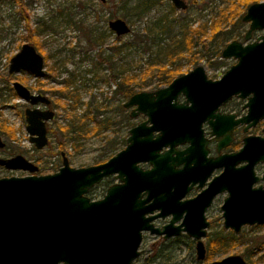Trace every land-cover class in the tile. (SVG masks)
I'll use <instances>...</instances> for the list:
<instances>
[{"label":"water","instance_id":"obj_1","mask_svg":"<svg viewBox=\"0 0 264 264\" xmlns=\"http://www.w3.org/2000/svg\"><path fill=\"white\" fill-rule=\"evenodd\" d=\"M172 3L177 10L186 9L180 0H172ZM242 21L249 24L244 41L250 39L253 31H264V2L250 5ZM109 28L116 36L130 32L127 23L121 19L110 22ZM260 39V43L245 46L233 41L223 49V59L234 58L238 62L219 81H207L204 69L199 66L175 78L164 89L131 96L124 108L136 106V111L148 119L131 129L126 148L103 164L73 168L64 157L57 172L38 176L34 174L38 168L22 156L0 158V167L30 174L0 179V264H133L140 256L144 232L164 239L185 232L198 241L196 260L201 262L205 259L201 239L206 237L209 226L204 213L212 199L224 191L228 193L221 207L224 229L237 234L244 226L264 224V190L260 187L252 189V183L256 182L254 179L241 184L225 180L222 175L209 182L196 199L180 201L189 190L188 174L192 168L188 155L196 151L194 141L201 138L202 121L193 122L183 115L167 111L168 107H173L170 103L179 92H183L189 101L200 103L204 100L211 103L227 95L217 103L218 106L242 91L236 88L238 77L248 74H253L258 88L263 87L264 90V36ZM21 71L34 78L44 76L43 58L30 44L22 45L10 59L8 73ZM13 89L18 98L33 107L24 112L26 132L29 141L40 150L47 145L45 122L52 119L53 113L36 106L48 105L49 102L41 95L31 94L18 82L13 83ZM248 107L256 121L264 118L261 102ZM176 108L178 111L185 109L183 106ZM134 112L132 118L137 114ZM147 123L151 126L146 127ZM238 123L230 122L227 131L216 123L210 127L212 134L224 135L227 144L232 127ZM157 131L161 137L153 139L152 133ZM256 141L246 140L239 153L225 159L231 164L248 162V170L251 171L254 164L264 163V140L262 145L259 139ZM186 142L191 144L186 151L178 153L174 150L175 146ZM163 146H170V150L160 154ZM3 147L0 139V148ZM198 147L203 149L204 144L200 142ZM173 154L176 157L173 158ZM203 154L205 156V150ZM222 159L208 161L210 168L204 182L214 168L223 165ZM139 162H148L152 168L142 171L137 166ZM182 163L183 169L174 170ZM111 175H116L120 184L109 187L101 199L90 200L89 190ZM144 194L146 197L142 199ZM154 212L158 213L154 215ZM169 215L172 218L161 229L151 224L153 220L165 219ZM181 219V224L174 226ZM203 264L248 263L240 255H231Z\"/></svg>","mask_w":264,"mask_h":264},{"label":"rangeland","instance_id":"obj_2","mask_svg":"<svg viewBox=\"0 0 264 264\" xmlns=\"http://www.w3.org/2000/svg\"><path fill=\"white\" fill-rule=\"evenodd\" d=\"M2 1L0 2V28L3 29L0 31V121L5 120L15 131V139L9 140L0 135V139L4 143V147L0 148V158L22 156L38 168V171L34 173L38 176L58 171L61 167L60 152L66 153L69 164L73 168L94 166L107 161L124 148L127 130L142 118L130 119V124H126L124 122L126 114L120 111L123 99L113 92L114 87L109 88L99 80L91 81V74H85V71L92 70L96 61L100 60L96 57L97 51L100 49L90 43V35L107 30V22L113 19H121L129 24L130 31L141 33L147 23L150 25L159 17L168 14L170 0L157 1V6L140 20H135L131 16L124 17L125 12L140 0H106L105 4H101L98 0H22L30 28L50 26L42 30L43 32L39 36H35L39 42V49L33 46L45 61L47 76L43 79H35L26 73L8 74L11 57L19 52L22 45L27 44L25 37L28 35L24 28V20L18 14L15 4L11 0ZM185 1L188 4V9L185 12L175 10L172 15H169V18L176 19L177 25L186 20L193 21L192 29L204 25L206 32L204 45L196 47L195 64L186 63V60L183 59L185 58L184 54L177 63L181 68L180 74L186 73L196 66L205 68L210 77L223 73L235 63V60L222 59L221 51L232 40H243L242 37L248 25L242 23L241 18L250 5L262 3L264 0ZM216 20L222 21L220 32L229 35L226 41L218 42V39L212 38V21ZM173 32H178L175 26ZM259 35H262V32L258 31L253 34L252 40ZM217 37L222 39L224 35L221 34ZM128 39H130V32L129 35L122 38V41L126 42ZM113 44L112 38L108 35L107 40L101 46L104 55L109 54L105 52L106 48ZM152 50L156 49L153 47ZM150 56V54L135 50L130 53L128 60L143 64ZM107 73V70L102 72L105 76ZM70 74L75 76V84L71 89H65L64 87L67 86L65 82L73 77V75L70 77ZM14 81L21 83L34 94L47 93L45 96L55 102L58 100L60 105L65 108L70 103H76V106L79 107L78 115H81L82 111L86 109V103H91L92 106L97 104L101 112L100 115L94 113V119L96 121L108 119V127L96 135L88 133V136H84L80 140L66 139L60 128L66 127L71 121L72 111H68L67 108L54 107L55 118L47 123L51 132L48 134L49 143L38 150L29 141L24 119V111L32 107L13 95L11 84ZM73 88L76 89L75 95L79 99L70 101V98L63 97L68 91H73ZM151 88L152 86L144 90L147 91ZM94 123L95 121H92L91 126ZM91 126L89 125L88 128ZM28 175L30 174L27 172L6 170L0 167V179ZM108 185L104 181L91 191L90 197L94 200L102 198ZM224 196H218L206 214L207 220L210 222L207 235L223 230L220 206ZM167 221L168 219L165 220V222ZM158 223L161 224L162 221L159 220L156 224L159 225ZM241 233L243 234L241 244L234 246L226 253H215L210 259L206 258L205 262L219 261L231 255H240L245 259L250 254L254 264H264V250L257 252L258 244H263L264 249V224L243 227L239 234ZM207 238L204 239L205 246ZM139 252L140 256L133 264H200L196 261L193 241L188 237H182L180 241L175 239L163 241L147 233L143 236ZM156 253L160 254L162 258L158 257L153 261L155 258L153 255Z\"/></svg>","mask_w":264,"mask_h":264},{"label":"flooded vegetation","instance_id":"obj_3","mask_svg":"<svg viewBox=\"0 0 264 264\" xmlns=\"http://www.w3.org/2000/svg\"><path fill=\"white\" fill-rule=\"evenodd\" d=\"M1 1L2 0H0V2ZM157 1H160V0H156V6H157ZM180 1H182L186 5V9L185 10H177L175 8V6L173 5L172 0H170V4L168 3V6H169L168 14L172 15V13L175 12V10L180 11V12H185L188 9L187 2L185 0H180ZM162 17H159L158 19L161 20ZM158 19H156V20H158ZM114 20H116V19L109 20L107 22V28H108L107 30H104L102 32H95V33H93V35H90V37H93L96 34H99L100 36L103 37L102 39H104L102 41L103 43L107 40V36L108 35H109V37L112 38V40H115L116 38L117 39L118 38H123L124 36H116L115 33L109 28V23L114 21ZM185 22H187V20ZM241 22L244 23L242 21V18H241ZM244 24H247L248 28H247V30L245 31V33H244V35L242 37L243 40L242 41H240V40H232L231 42L235 41L237 43H240L242 46H245V45H248V44H251V43H255V42L260 43L261 42L260 38L264 36V31L263 30H255V31H253L250 34V39L248 41H244V37L246 35V32L249 29V24L248 23H244ZM127 25L129 26L128 23H127ZM129 28H130V26H129ZM258 31L262 32V35H259V36L255 37V38H253V40H252L253 34H255ZM125 36H127V35H125ZM21 47H20V49H21ZM101 50H102V48H101ZM222 51H221V53H222ZM105 52H108L109 54H111L112 53L111 52V46H108L106 48ZM221 53H220V57L222 58ZM190 56H191V53H184V57H185L184 60H186L185 61L186 63L190 64V62H187V60H188L187 58L190 57ZM206 59H208V58H206ZM231 59H234V58H231ZM224 60H229V59H224ZM234 60H235V63L233 65H231L226 71H224L221 74L215 75L214 77H210L207 74L205 68H203L202 66H200V67H202L204 69V76H205L206 80L215 82V81L221 80L222 77L225 75V73L232 66L237 64L238 61L236 59H234ZM43 61H44V58H43ZM44 63H45V61H44ZM9 64H10V62H9ZM196 67H199V66H196ZM195 68H193L192 70H190V71H188L186 73L179 74L175 78L183 76L185 74H188L189 72L193 71ZM180 72H181V69H180ZM20 73L29 74V73L24 72V71H21V72H19L17 74H9V73L8 74L9 75H18ZM71 75H73V74H70V77H71ZM46 76L47 75L45 74V66H44V76L42 78H35V79H43ZM175 78H173L172 80H174ZM75 80L76 79H75L74 75H73V77L67 79V81L65 82L66 83L65 85H67L68 89L69 88L71 89L73 87V84H75ZM171 81H170V83H171ZM256 81H257L256 77L253 74H250V75L248 74V75H246L244 77L243 76H239L238 77V84H236L237 85L236 88L239 87L240 89H242V91H239L238 93L233 94L230 98H228L224 102H221L218 106H216L217 103L222 101L223 98H226L227 95L224 94L218 100L214 99L213 101H211V103L210 102L207 103V101H205V100H204V102L200 103V102H196V101H194V102L189 101L186 98V96L183 94V92H179L178 94H176V98L173 99L171 101V103H170V105L173 106V107L172 108L168 107V110L166 109L168 112L173 113V115L174 114L183 115V116H185V118H187L190 121H193V122L202 121L201 122V126H200V129H201V132H202L201 138H196V139L194 138L195 139L194 145L196 146L195 147L196 151L194 153H191V154L188 155V161L191 162L189 166L192 168V170L188 174V182H189L188 183V187H189V190L186 192L185 196L180 200L181 202L186 201V200L196 199L200 194H202L204 192V189L207 188L209 182H211L214 178L222 176V175H224L225 180L233 181V182H237V183H241V184H248L251 181H253V179H254V180H256V182L252 183V189H258L260 187L262 190H264V163L263 162H258L256 164H254L253 167L251 168L252 170L249 171L248 170V162H240V163H237V164H231L230 162H228L227 159H225V157H227V156H231V155H234L236 153H239L244 148L246 140H255L256 141V139H259V141H260L259 143H261L260 145H262V142L264 140V118L259 119L258 121H256L255 120L256 116L254 117V116H252L250 114L249 107H248V105H251L252 103H256L257 101L261 102V104L264 105V90H263V87H260V89L258 88V85L256 84ZM15 82L16 81H14L13 83H15ZM244 82H246V83L243 85L242 83H244ZM13 83L11 84V87H12V90L14 92L13 95H16V93H15V91L13 89ZM170 83H168L166 85H161V86H158V87H155V88H151L150 90H147V91L144 90V91H140V92H148V93L156 92L158 90L166 88ZM204 91H205V89H204ZM30 93L34 94L31 91H30ZM75 93H76V89L73 88V91H71V92L68 91L65 95L72 94L73 96H76ZM137 93H139V92H137ZM46 94L47 93H39V94H34V95H41L42 97H44L49 102L48 105H46V104H38L36 106L38 109H40V106H42L40 110H43V111L50 110L53 113L52 119L47 121V122H45L46 136H47V145H48V143H49L48 134H50L51 132H50V130L47 127V123L53 121L54 118H55V113L53 111V108L56 107L55 106L56 102H55V100H50L47 96H45ZM65 95H64V97L66 98ZM16 97L18 98L17 95H16ZM18 99L21 100L20 98H18ZM128 99H126V100L123 99L121 101V105H120V111L126 114L124 122L126 124H130V123H128L127 120L130 121V119L133 120V119H137L138 117H140L142 119L136 125L132 126L131 128H129L127 130V137H126V139L124 141L125 142V146L120 151L124 150L126 148V146H127V139L129 137V131L131 129H133L134 127H136V126H138V125H140L142 123H145L147 121V119H148L144 114L138 113L136 111V106L131 107L129 109L124 108L123 105L128 101ZM21 101H23V100H21ZM70 101H71V99H70ZM23 102H25V101H23ZM25 104H28V103L25 102ZM179 106H183L185 109H181V110L178 111L176 107H179ZM133 111H135L137 114H136L135 117L132 118L131 114L133 113ZM24 119H25V117H24ZM230 122H239V123L232 127V129H231V131L229 133L230 134V140L227 142V144H225L226 143L225 142V136L222 135V134L219 135V136H217L215 134H212V129L210 127V124L216 123V124L219 125L220 129H223V130L227 131L228 130V126L230 125L229 124ZM150 126H151L150 123L146 124V127H150ZM156 137H161V133L158 132V131L157 132H153L152 133V138L155 139ZM200 142H202L204 144L203 149H200L198 147ZM219 145H222V146L220 147ZM190 146H191V144L189 142H186V143H183V144H178L177 146L174 147V150L176 152L180 153V152L186 151ZM169 150H170V146H166V147L163 146L161 148V150L159 151V153L163 154V153H165L166 151H169ZM202 150L203 151L205 150V152H206L205 156H204ZM184 156H186V155H183V157ZM64 157L67 158V160H69L67 155H66V153L60 152L59 159L61 161V165H62V161H63ZM172 157L173 158L176 157V154H173ZM111 158H109V159H111ZM218 158H223L222 161L220 160L221 164H223V165L221 167L214 168L212 170V172L210 173V175L208 176L207 180L204 182L203 181L204 180V176H205V174H207V172H208V170L210 168V164L208 165V161H210V160L211 161H215ZM243 158H244V156H243ZM107 161H105V162H107ZM105 162H103V163H105ZM68 163H69V161H68ZM103 163H100V164H103ZM100 164H97V165H100ZM94 166H96V165H94ZM137 166L142 171H147V170H150L152 168L151 165L148 162H139L137 164ZM183 168H184V163L179 164L178 166H175L174 170H181ZM104 181H106V183L109 184L107 186V189L109 187L113 186V185L120 184V181L116 178V175H111V176L103 179L99 184L94 185L89 190L88 197L90 198V200L95 201L94 198H91L89 194H91V191H93V189H95L98 185H101ZM200 183H203L202 186H200ZM107 189H106V191H107ZM106 191H105V193H106ZM220 195H225L224 198H223V201H222V205H223L224 200L228 197V193L225 192V191L222 192V193L217 194L212 199L211 204L205 210V213H204L205 220L209 224L208 228L206 229V237L205 238H207V236H209V235H207L208 234L207 232H208V229L210 227V222L207 220L206 214L209 211L210 207L215 202V200L217 199V197L220 196ZM145 197H146V195L144 194L142 196V199H144ZM96 200H99V199H96ZM222 205L220 206V211H221ZM157 213L158 212H154V215L157 214ZM183 215H185V214H183ZM221 217H222V211H221ZM171 218H172V215H169L165 219L157 218V219L153 220L151 222V224L154 226V228H160L161 229L162 227H164L165 225H167L169 223ZM166 219H168L167 222H165ZM159 220L162 221V223L161 224L158 223L159 225H157L156 222L159 221ZM181 221H182V219L179 220L178 222H176L174 224V226L180 225ZM254 226H260V225H254ZM222 227H223V218H222ZM244 227H252V226H244ZM241 230H240V232H241ZM223 231L224 232H232L236 236L239 235V233H240L239 232V233L235 234L231 229H227L226 230V229H224V227H223ZM147 233L148 232H144L142 234V240H143L144 234H147ZM156 237L160 238L163 241H169V240H172V239L180 241L182 237H188L189 239H191L193 241L194 250H195V254H196V245H197L198 241L193 239V238H191V237H189L185 232H182L178 236H173V237H170L168 239H164L163 236H156ZM205 238H202L201 242L203 243V246L205 248V259H206L207 258V248H206L207 244H206V246L204 244V239ZM205 259L203 261H201V262H199L197 260L196 261L199 262L200 264L207 263V262H205ZM208 263H210V262H208Z\"/></svg>","mask_w":264,"mask_h":264},{"label":"trees","instance_id":"obj_4","mask_svg":"<svg viewBox=\"0 0 264 264\" xmlns=\"http://www.w3.org/2000/svg\"><path fill=\"white\" fill-rule=\"evenodd\" d=\"M11 1L18 8L17 11L21 16V19L24 20V28L28 35V37H25L27 43L34 46L36 49H39V42H37L35 36H39L40 33L43 32L42 30L45 28L47 29L50 26L45 25L46 27H37L36 29L30 28L26 18V8L22 0ZM155 6L156 0H140L125 12L124 17L128 18V16H131L135 20H140L142 17L150 13ZM169 15L170 14L164 15L161 20H155L151 22L152 24L150 25L147 23L141 30L142 34L131 30L130 39L126 42H123L122 38H116L113 40L114 44L111 46V54L104 55L101 50L103 44L102 41L104 40L102 39V36L96 34L95 36L90 37V43L100 49L96 55L100 60L96 61L92 70L85 71V74H91V81L99 80V82L107 85L109 88L114 87L113 92L118 94L121 99L124 100L130 98L137 92L143 91L147 87L152 86V88H155L170 83L173 78L180 74L181 68L177 63L183 58L182 55L184 53H191V56L187 58V62L195 64L196 57L194 54L196 53V47L204 45L206 29L204 25L199 26L197 29H192L193 21H187L177 25V20L174 18L170 19ZM212 22V38L218 39V42L226 41L229 37V35H227L228 33H222L219 30L222 21L216 20ZM174 26L177 28L178 32H173ZM0 31H3V29L0 28ZM221 34H223L224 37L219 39L221 37L217 36H221ZM153 47L156 50L153 51ZM135 50H140V52L150 54L151 56L148 57L143 64L131 59L128 60L130 53ZM125 60L126 62H124ZM104 70L108 71L106 74L107 76L102 74ZM65 89H67V86ZM65 96H68L71 100L79 99L77 95L73 96L72 94H67ZM76 105V103H70L66 107L68 111H72L71 121L66 127L60 128L63 130V136L66 139L80 140L84 136H88V133L96 135L98 132H101L108 127V119L102 121H96L94 119V113L100 115L101 111L99 105L94 104L92 106L91 103H86V109L82 111L81 115L77 114V109H79V107ZM55 106L56 108L66 109L64 106L60 105L58 100L56 101ZM92 121H95V123L91 126ZM127 121L130 123L129 120ZM89 125L91 128H88ZM0 135L9 140L15 139V131L5 120L0 121ZM242 238V233L236 236L232 232H224L223 230L210 233L207 238V258L210 259L215 253L223 254L228 252L234 246L241 244L243 242ZM257 246V252L264 250L263 244H258ZM153 256H155L153 261L158 257L162 258L158 253ZM245 261L248 264H254L250 254L245 257Z\"/></svg>","mask_w":264,"mask_h":264}]
</instances>
